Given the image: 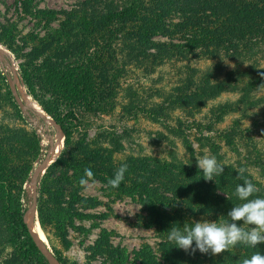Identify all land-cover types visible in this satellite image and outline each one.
Wrapping results in <instances>:
<instances>
[{
	"label": "rangeland",
	"instance_id": "obj_1",
	"mask_svg": "<svg viewBox=\"0 0 264 264\" xmlns=\"http://www.w3.org/2000/svg\"><path fill=\"white\" fill-rule=\"evenodd\" d=\"M141 2L0 0V264H45L3 197L57 134L23 74L72 132L38 182L63 264H264V0Z\"/></svg>",
	"mask_w": 264,
	"mask_h": 264
},
{
	"label": "water",
	"instance_id": "obj_2",
	"mask_svg": "<svg viewBox=\"0 0 264 264\" xmlns=\"http://www.w3.org/2000/svg\"><path fill=\"white\" fill-rule=\"evenodd\" d=\"M0 58L2 60H5V57L3 56V52L0 51ZM10 84L11 91L19 104L20 108L26 111H31L34 112L41 118L45 123L46 126L49 128L51 127L46 118L43 115H40L38 112H36L25 100L21 94L17 91L15 87V82L18 83V80L16 78H12L10 75L7 76ZM19 88V87H18ZM51 142H50V150L44 160L39 164L35 174H34V179H35V184L32 192V200L29 204V207L25 211L24 214V222L26 223V226L28 228V231L36 244L37 248L40 250V252L43 254V256L46 258L49 264H63L62 261L50 250L49 246L47 243H45L41 238L38 236L37 230H36V222L38 218V182L41 174L46 171L48 168V160L52 157L56 147V136L55 134H50ZM62 152H60L61 154ZM59 154V155H60Z\"/></svg>",
	"mask_w": 264,
	"mask_h": 264
},
{
	"label": "trees",
	"instance_id": "obj_3",
	"mask_svg": "<svg viewBox=\"0 0 264 264\" xmlns=\"http://www.w3.org/2000/svg\"><path fill=\"white\" fill-rule=\"evenodd\" d=\"M134 2H135V5L138 7V6H140L141 5V0H133ZM132 10V12H135L136 11V9H131ZM122 14H124V11L122 12ZM70 36H71V34H69ZM23 78H24V80H25V84L27 85V87H28V91H29V93L31 94V95H34V90L31 88V84L28 82V80H27V75L26 74H23ZM254 88L255 87H257L256 85H257V83H255L254 82ZM250 89V88H249ZM249 89L247 90V92L245 93V95L248 97V92H249ZM76 91V90H75ZM74 91V92H75ZM28 93V94H29ZM73 93V92H72ZM71 93V94H72ZM9 94H11L12 95V92H11V90L9 91ZM29 94V95H30ZM30 95V96H31ZM67 95H68V93H67ZM76 95V98L78 99V100H81V101H85V100H87V99H89L91 96H89V97H80V95L79 94H75ZM245 100L244 101H246L247 102V100H248V98H244ZM42 107H44V109L47 111V112H49L52 116H53V118L61 125V128H62V130H63V132H64V134H65V145H67L69 142H70V140H71V138H72V132H71V130H70V128L69 127H67L66 126V124H65V122H64V120H63V118L61 117V115H59V114H57V113H52V109L49 107V106H47V105H45V104H42L41 105ZM43 123L46 125V123L43 121ZM50 131V130H49ZM190 147V146H189ZM83 172V171H82ZM84 173H85V171H84ZM83 173V174H84ZM85 175V174H84ZM203 177H205V176H203ZM85 179H86V177L85 178H81L80 179V182H84L85 181ZM203 179H205V178H203ZM3 197H4V199H5V201H6V203H5V209L7 210V211H9L10 213H11V216H13V218H16V220H20V222L23 224V226L25 227V229L27 230V232L29 233V231H28V229H27V226L25 225V223L23 222V217H24V214H25V211H26V209L27 208H23V206H22V204H21V202L19 201V198L17 197V196H15V195H13L12 193H7L5 190L3 191ZM76 197V196H75ZM77 198V197H76ZM105 216V215H104ZM39 220H40V222H41V224L42 225H44V221H43V217H42V212H41V210H40V208H39ZM30 234V233H29ZM31 236V235H30ZM30 239H31V243H30V245H31V247L33 248V249H35L36 250V252H37V254H39L40 255V259H43L44 261H45V264H49L48 263V261L46 260V258L43 256V254L39 251V249L37 248V246H36V244L34 243V241H33V239H32V237H30ZM189 251V249L187 250V249H185V250H183L182 251V253H183V256H187V257H190V256H188V255H184V253H187ZM205 251L204 250H202V249H199V250H197L196 249V251L191 255L192 257H190V261H191V263L192 264H204V262L206 261V259H207V256H206V254L204 253ZM198 255V256H197ZM204 256H206V257H204ZM124 257H126V255H124ZM203 257V258H202ZM120 258H123V255H121L120 256ZM229 261V260H228Z\"/></svg>",
	"mask_w": 264,
	"mask_h": 264
},
{
	"label": "bare ground",
	"instance_id": "obj_4",
	"mask_svg": "<svg viewBox=\"0 0 264 264\" xmlns=\"http://www.w3.org/2000/svg\"><path fill=\"white\" fill-rule=\"evenodd\" d=\"M0 51L1 52H6L5 49L3 47L0 46ZM21 82V81H20ZM19 86V90L22 94V97L24 98V100L36 111L38 112L40 115H43L48 123H52V125L55 127V129L57 130V134L56 136V149L52 155V157L48 160L47 165L49 166L51 164V162H53V160L55 159V157L58 155L60 148L62 147V143H63V136L65 135L61 126L53 119L51 118L48 113L43 109V107L38 104L26 91L25 86L18 84ZM64 134V135H63ZM65 137V136H64ZM34 184H35V179H34V175H33V180L31 181V188H34ZM36 230L38 233V236L41 238V240H43L45 243H47V235L45 234V232L42 230L39 221L37 219L36 222Z\"/></svg>",
	"mask_w": 264,
	"mask_h": 264
}]
</instances>
